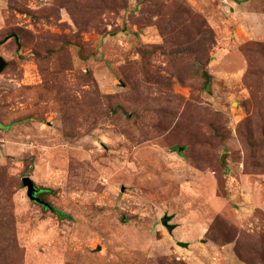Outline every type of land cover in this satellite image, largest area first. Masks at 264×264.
Masks as SVG:
<instances>
[{"label": "rangeland", "instance_id": "obj_1", "mask_svg": "<svg viewBox=\"0 0 264 264\" xmlns=\"http://www.w3.org/2000/svg\"><path fill=\"white\" fill-rule=\"evenodd\" d=\"M10 34L0 264H264V0H0Z\"/></svg>", "mask_w": 264, "mask_h": 264}, {"label": "water", "instance_id": "obj_2", "mask_svg": "<svg viewBox=\"0 0 264 264\" xmlns=\"http://www.w3.org/2000/svg\"><path fill=\"white\" fill-rule=\"evenodd\" d=\"M17 38V36L15 34H10L8 36H6L3 40L0 41V44L4 43L6 40H8L9 38ZM6 65V61L4 60V58L0 55V72L3 70V68ZM203 75L206 78V81H209V76L208 74L204 71ZM22 183L23 185L26 187V195L28 196V198L34 202L40 203L44 206H48L47 203H45L44 201H42L38 196H36V193L38 192V189L34 186L33 181L29 178V177H23L22 178ZM172 216L171 215H167L165 214L162 218H161V224L163 226H165V228L167 229V231L169 233H172L173 228H175L174 224L169 223V221L171 220ZM177 244L179 246H183L186 247L187 246V242H181V241H177Z\"/></svg>", "mask_w": 264, "mask_h": 264}, {"label": "trees", "instance_id": "obj_3", "mask_svg": "<svg viewBox=\"0 0 264 264\" xmlns=\"http://www.w3.org/2000/svg\"><path fill=\"white\" fill-rule=\"evenodd\" d=\"M7 128V127H6ZM44 206V205H43ZM47 206H44V208ZM55 213H58L59 215H62L61 212H59L58 210H53Z\"/></svg>", "mask_w": 264, "mask_h": 264}]
</instances>
